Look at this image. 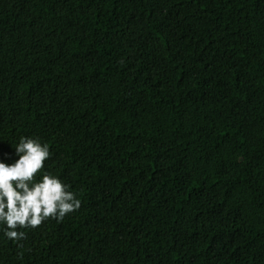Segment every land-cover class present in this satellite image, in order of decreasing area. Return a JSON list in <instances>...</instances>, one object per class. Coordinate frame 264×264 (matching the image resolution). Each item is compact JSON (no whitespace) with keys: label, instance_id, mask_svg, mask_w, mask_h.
<instances>
[{"label":"trees","instance_id":"1","mask_svg":"<svg viewBox=\"0 0 264 264\" xmlns=\"http://www.w3.org/2000/svg\"><path fill=\"white\" fill-rule=\"evenodd\" d=\"M22 136L80 206L0 264H264V0H0Z\"/></svg>","mask_w":264,"mask_h":264},{"label":"clouds","instance_id":"2","mask_svg":"<svg viewBox=\"0 0 264 264\" xmlns=\"http://www.w3.org/2000/svg\"><path fill=\"white\" fill-rule=\"evenodd\" d=\"M11 163L0 159V231L9 240H21L24 231L48 218L62 220L80 206L76 195L58 176L45 172L49 145L39 137L22 136Z\"/></svg>","mask_w":264,"mask_h":264}]
</instances>
